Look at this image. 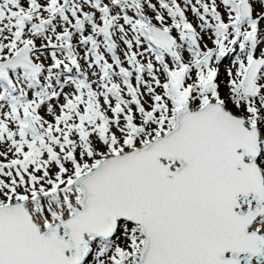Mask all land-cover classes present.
Here are the masks:
<instances>
[{
	"label": "snow or ice",
	"instance_id": "snow-or-ice-1",
	"mask_svg": "<svg viewBox=\"0 0 264 264\" xmlns=\"http://www.w3.org/2000/svg\"><path fill=\"white\" fill-rule=\"evenodd\" d=\"M0 264H264V0H0Z\"/></svg>",
	"mask_w": 264,
	"mask_h": 264
},
{
	"label": "rangeland",
	"instance_id": "rangeland-1",
	"mask_svg": "<svg viewBox=\"0 0 264 264\" xmlns=\"http://www.w3.org/2000/svg\"><path fill=\"white\" fill-rule=\"evenodd\" d=\"M190 19H191V16H190Z\"/></svg>",
	"mask_w": 264,
	"mask_h": 264
}]
</instances>
